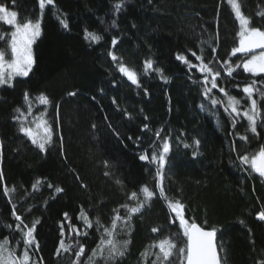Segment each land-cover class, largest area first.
Wrapping results in <instances>:
<instances>
[{"label":"trees","instance_id":"obj_1","mask_svg":"<svg viewBox=\"0 0 264 264\" xmlns=\"http://www.w3.org/2000/svg\"><path fill=\"white\" fill-rule=\"evenodd\" d=\"M121 2L117 11L115 5ZM0 3L22 8L21 0ZM240 4L252 26L264 30V15H260L264 0H240ZM32 19H40L42 28L32 46V71L11 85L0 86V240L7 238L15 247L21 239L13 230L18 223L12 215L15 205L25 224L39 220L37 264H73L77 240L85 246L84 264L99 233L94 225L87 229V237H77L69 231L64 213L77 228L83 227L81 208L93 221L99 217L107 226L113 209L126 202L135 204L128 200L130 193L139 194L141 186L148 185L157 195L132 217L130 235L118 237L131 241L125 255L107 262L143 264L141 253L153 242L182 235L179 222H170L175 214L159 196L154 179L157 165L139 159L145 151L158 152L168 138L171 150L163 170L167 197L184 204L186 219L218 230L222 264H264V220L258 218L264 211V177L246 171L248 165L238 159L264 145V98L254 96L259 114L253 134L246 118L234 120L235 114L226 112L225 105L213 106L203 95L204 73L198 67L190 70L177 58L184 56L199 65L191 53L199 56L201 49L205 63L213 56L221 62L231 57L232 63L246 58L241 53L231 56L239 43V23L229 0H53ZM86 31L102 39L91 42L85 38ZM109 53L137 72L139 87L119 72L118 62ZM146 60L152 61L153 70L145 73ZM156 69L163 70L167 82ZM221 77L218 83L241 101L243 112L250 102L242 88L249 80L260 81L264 74L253 77L237 69L227 77L221 69ZM257 88L264 91V84L258 83ZM25 93L32 115L17 120V109L27 114ZM42 93L50 100L47 106L37 100ZM213 94L225 99L218 89ZM41 113H46L53 131L44 151L20 130ZM241 136H247V141ZM38 179L42 183L34 191L32 185ZM5 186L15 191L5 195ZM55 187L63 192L56 193ZM120 211L123 215L124 209ZM154 227L159 231L152 232ZM61 238L71 242L74 250L57 255ZM176 243L182 246L180 240ZM22 248L21 242L17 255Z\"/></svg>","mask_w":264,"mask_h":264},{"label":"snow or ice","instance_id":"obj_2","mask_svg":"<svg viewBox=\"0 0 264 264\" xmlns=\"http://www.w3.org/2000/svg\"><path fill=\"white\" fill-rule=\"evenodd\" d=\"M53 4V0H39V6L41 10L46 5ZM229 4L232 7L235 15V19L239 23V31L237 33L239 38L238 46L231 49V56H236L237 53L244 54L246 57L241 62L232 63L231 57L224 61H220L217 57L213 56L212 60L207 63L204 61L203 49H201V55L197 56L195 52L191 55L199 61V65L192 64L186 57L179 56L178 59L184 61L188 65L189 69L197 68L201 73H204L203 77V95L210 99L213 106L218 104L225 105L224 110L229 114H235L236 117L243 116L247 119L249 124V130L253 133H257V115L259 114L257 108V100L254 98L256 94H259L261 98H264V91H260L257 88V84H264V78L260 81L255 79L246 82L242 88V93L246 99L250 102L249 107L241 112V101L235 96L230 95L225 88L218 83V78L221 80V69L226 73L227 77H232L233 73L237 69H242L243 72L252 74L253 77H262L264 74V30L260 27L252 26L251 19L244 14L241 9L240 0H229ZM122 7V2L115 5L117 11ZM260 15H264L261 13ZM0 21H3L13 29L9 34L0 33V40L8 36L7 47L0 48V86L11 85L17 77H27L32 71L33 64L35 63L32 46L36 42V39L41 35V21L37 19L35 21L25 19L22 22L18 20L17 13L15 11H9L7 7L0 5ZM64 28L68 27L66 21H61ZM115 24V21H113ZM85 38L91 42H99L102 37L94 32H87ZM117 41L112 40V45L115 46ZM207 43V42H202ZM260 50V51H256ZM215 53V48H212ZM113 61H117L119 72H121L132 83L140 86L139 76L137 72L120 62L115 53H109ZM219 65V67H215ZM153 70V63L151 60L144 61V72ZM161 75V78L167 82V77L163 76V70L156 69ZM194 83L197 81H193ZM213 89H218L219 92L224 94L225 99H217L213 94ZM69 95H75V93H69ZM24 100L28 103L27 114L21 112L20 109L16 111L20 113L15 117L17 120L23 118L28 119V116L32 115V106L30 103V97L28 93L24 94ZM37 100L41 105H49L50 100L45 94H41L37 97ZM203 107V105H201ZM46 113H41L36 117L32 123L34 127L22 126L21 131L24 132L31 142L41 150L46 149V145L51 142L53 135L52 127L48 121L44 118ZM147 119V117H145ZM95 127V125H94ZM147 129V124H145ZM235 127V123H233ZM157 139H160V132L156 134ZM240 139L247 141V136H241ZM195 145H199L200 141H194ZM185 147L189 145L185 144ZM154 147V146H153ZM171 150L170 140L165 138L157 152L155 149L148 154L145 151L140 155L139 159L154 163L157 165L156 174L154 179L157 180V187L159 188V196L162 197L170 210V213L175 214V219L171 220V223L179 222V228L182 229V235L172 236L160 239L149 245L144 252L141 253L143 264H149L150 257L151 264H221V258L217 248V229L212 228L206 230L200 224L196 223L194 219L191 221L185 218L184 204L180 200L169 199L165 193L163 181L165 178L164 167L167 163V155ZM238 159L242 164L248 165V169L252 172L258 173L260 177H264V145L254 152L246 155L238 156ZM107 175V173H106ZM3 176L2 170H0V177ZM42 183L41 180H37L33 185V190H37L38 186ZM120 183V181H117ZM49 188L53 185L48 184ZM9 191H15L14 187L9 189L4 187V193L7 195ZM56 193L63 192L61 187H55ZM148 185H143L139 189V194L133 191L128 196L129 201H135V204L124 203L119 207L113 209V215L110 218V224L104 225L101 223L100 218L96 217L95 220L88 216V213L81 208L79 219L83 222L82 228H77L71 222L67 213H64V219L67 222L70 232H74L77 237H87V229L93 228L95 225L96 232L99 233L98 243L92 249H90V255H88L84 264H97L98 261H103L107 264L110 260L123 257L131 243L130 239L119 240L118 237L123 233L130 235L131 233V221L134 215L143 212L145 207L150 206L151 200L156 196ZM121 208L124 209V214L121 215ZM13 217L18 223L15 224L13 229L12 225H7L9 229H13L20 233V240L16 241L15 247H10V242L7 238L0 240V264H37L34 257L39 251V242L36 240V225L39 220H34L31 226L25 224L22 217L15 212V205H13ZM258 218L264 220V211L258 213ZM64 222L60 225V235L64 236ZM159 229L154 227L152 232H158ZM180 240L182 246L177 247L176 241ZM23 243L22 252L17 255V248ZM76 249H73V244L70 242L65 243V240L61 238L59 240V247L56 249V254L60 255L61 252L75 251V258L73 264H81V257L85 255V246L76 241ZM31 253V254H30ZM42 260V258H41Z\"/></svg>","mask_w":264,"mask_h":264},{"label":"rangeland","instance_id":"obj_3","mask_svg":"<svg viewBox=\"0 0 264 264\" xmlns=\"http://www.w3.org/2000/svg\"><path fill=\"white\" fill-rule=\"evenodd\" d=\"M0 5L3 4L0 3ZM21 6L22 8H19L18 10H14L12 8L7 7L9 11H15L17 13L18 20H20L21 22L25 19L33 20L32 18L38 17V14L41 11V8L39 6V0H21ZM12 30L13 29L11 28V26L7 25L3 21H0V33L9 34ZM7 41L8 36L5 35V38L3 40H0V48H6ZM256 51L258 52L260 50ZM29 127H34V124L32 123Z\"/></svg>","mask_w":264,"mask_h":264},{"label":"water","instance_id":"obj_4","mask_svg":"<svg viewBox=\"0 0 264 264\" xmlns=\"http://www.w3.org/2000/svg\"><path fill=\"white\" fill-rule=\"evenodd\" d=\"M196 223H198V222H196ZM198 224H200V223H198ZM201 225V224H200ZM202 226V225H201ZM203 227V226H202ZM205 228V227H204ZM206 230H210L209 228H205ZM216 241H217V248H218V239H217V236H216ZM218 253H219V255H220V252H219V248H218ZM221 258V257H220ZM221 264H222V261H221Z\"/></svg>","mask_w":264,"mask_h":264}]
</instances>
